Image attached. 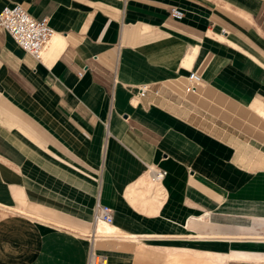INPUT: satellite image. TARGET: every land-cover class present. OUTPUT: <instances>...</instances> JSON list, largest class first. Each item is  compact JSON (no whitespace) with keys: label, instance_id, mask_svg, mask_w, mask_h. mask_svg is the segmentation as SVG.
<instances>
[{"label":"crops","instance_id":"1","mask_svg":"<svg viewBox=\"0 0 264 264\" xmlns=\"http://www.w3.org/2000/svg\"><path fill=\"white\" fill-rule=\"evenodd\" d=\"M14 3L54 36L0 30V264H264V0Z\"/></svg>","mask_w":264,"mask_h":264},{"label":"built area","instance_id":"2","mask_svg":"<svg viewBox=\"0 0 264 264\" xmlns=\"http://www.w3.org/2000/svg\"><path fill=\"white\" fill-rule=\"evenodd\" d=\"M170 13L178 19L182 15L177 8H172ZM0 30L6 31L23 50L36 60L42 57L46 46L54 36V30L49 26L47 18L33 17L19 3L3 6L0 9ZM199 82L200 77L191 71L187 76L186 91H194ZM145 92L146 87L143 86L139 89V95H144ZM147 174L152 182L160 183L165 171L155 166H148ZM95 217L97 220L110 224L112 222L111 208L107 205H97ZM87 264H106V259L90 252Z\"/></svg>","mask_w":264,"mask_h":264},{"label":"bare ground","instance_id":"3","mask_svg":"<svg viewBox=\"0 0 264 264\" xmlns=\"http://www.w3.org/2000/svg\"><path fill=\"white\" fill-rule=\"evenodd\" d=\"M152 183H155V182H152ZM99 222H102V223H104V224L107 225V226H111L110 224H107L106 222H104V221H102V220H100Z\"/></svg>","mask_w":264,"mask_h":264},{"label":"rangeland","instance_id":"4","mask_svg":"<svg viewBox=\"0 0 264 264\" xmlns=\"http://www.w3.org/2000/svg\"><path fill=\"white\" fill-rule=\"evenodd\" d=\"M150 180V179H149ZM150 182H151V180H150Z\"/></svg>","mask_w":264,"mask_h":264}]
</instances>
